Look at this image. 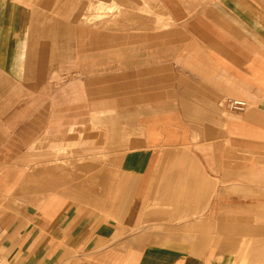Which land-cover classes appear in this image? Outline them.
<instances>
[{
  "label": "crops",
  "instance_id": "1",
  "mask_svg": "<svg viewBox=\"0 0 264 264\" xmlns=\"http://www.w3.org/2000/svg\"><path fill=\"white\" fill-rule=\"evenodd\" d=\"M222 10L216 26L228 39L221 41L215 29L203 30L212 42L199 40L193 51L187 47V54L202 57L181 64L180 80H174L170 70L165 98L157 97L155 81L138 85L140 94L149 95L137 100L139 103L165 102L166 111H172L167 102L181 94L196 96L197 106L188 110L203 109L206 117H212V147L205 142L194 147L158 141L150 131L158 126L152 125L146 128L147 140L136 142V148L121 155L120 167L125 169L120 172L130 176L121 185L119 179H108L100 172L92 180L110 183L106 191L83 184L89 178L69 179L60 187L54 171L52 194L62 188L66 192H59V197H76L74 192L81 191L84 198L100 199L87 206L99 208L91 214L104 213L108 218L85 213L74 215L80 220H68L59 215L61 210L54 203L52 210L33 206L40 214L35 221L30 209L21 211L25 213L22 221L16 222L15 217L5 221L4 208L10 206L0 201V220L10 224L1 233L5 237L0 234V264H224L216 252H210V237L186 231H214L220 223L221 191L214 189L211 195L207 189L211 180L221 177L220 143L215 140L220 135L219 109L216 114L214 103L222 94L232 95L226 97L249 101L264 118V26L259 33L250 25L263 22L264 15L241 14L230 4H224ZM77 34V0H0V163L35 149L39 165L46 148L60 145L62 134L75 135L82 132L78 126L87 125L93 111L87 106L78 111L77 102L88 100L85 88V98H80L77 71L92 69V63L77 61ZM253 53L260 60L253 59ZM106 111V117L115 112ZM104 117L103 111H97L91 120L97 123ZM80 166L93 171L92 164ZM45 170L43 167L42 172ZM40 172V167L35 171L28 165L7 168L0 175V187L22 197L29 187L19 184L21 176L31 180ZM114 182L119 185L111 186ZM39 192L44 196L47 191ZM210 196L211 209L202 200ZM182 198L190 200L186 206ZM67 205L65 213L82 212L69 210L71 203ZM182 215L186 216L181 219Z\"/></svg>",
  "mask_w": 264,
  "mask_h": 264
},
{
  "label": "rangeland",
  "instance_id": "2",
  "mask_svg": "<svg viewBox=\"0 0 264 264\" xmlns=\"http://www.w3.org/2000/svg\"><path fill=\"white\" fill-rule=\"evenodd\" d=\"M224 4H230L241 14L264 15V0H77V61L92 63V69L87 67L77 71V86L82 91L80 98H85V88L88 100L78 101L77 108L80 111L87 106L93 112L87 118V125L78 126L82 132L71 136L62 134L58 147L46 148L41 164L38 165L35 149L0 163V175L5 169L16 166L28 165L35 171L41 168L31 180H24L25 176L19 179L20 185L27 183L29 187L22 197H14L12 189L0 187V201L10 206L4 208L5 221L14 217L16 222L22 221L25 213L21 211L25 209L33 211L31 220L35 221L40 215L33 207L36 204L42 211L44 207L52 210L55 203L61 210L59 215L72 221L80 220L74 217L76 214L84 215L99 209L87 204L100 199L84 198L81 191L74 192L76 197H59V192H66L62 188L56 195L52 194V173H57L56 182L60 187L69 179L89 178L83 184L88 182L89 187L106 191L110 183L93 181L100 172L108 179H119L121 185L123 179L130 177L124 171L120 172L125 169L120 167L123 164L121 155L136 148V142L147 140L146 128L149 126H158L150 130L158 141L183 142L194 147L198 142H205L211 148L214 138L212 117H206L207 112L203 109L188 110L189 106H197L196 96L181 94L167 102L172 111H166L165 102L139 103L137 100L149 95L140 94L138 85L155 81L157 97L165 98L168 92L165 85L172 78H167L171 75L170 70L173 79L180 80L177 73L182 72L181 64L202 57L197 53L187 54V47L193 51L199 40L212 42L211 37H204L203 30L215 29L220 33L221 41L227 40L228 34L217 28L215 21L220 19ZM250 25L261 33L264 21L256 20ZM239 44L243 45V42ZM252 57L260 60L258 53H253ZM226 96L232 95L222 94L220 101L214 103L216 114L219 109L220 135L215 136V140L219 139L220 143L221 177L220 181L211 180L207 187L211 195L214 189L221 191L220 223L214 231L212 228L182 231L210 237V252H216L224 264H264V118L256 114L255 107L247 100L244 110H228L222 102ZM107 109L115 112L106 117ZM97 111H103L105 117L93 123L91 116ZM104 131L106 134L102 136ZM84 163L92 164L93 171L81 169L80 165ZM43 167L49 173L46 170L43 173ZM116 184L119 182L111 186ZM36 188L47 192L43 196ZM202 200L211 209L212 196ZM181 201L186 206L185 202L190 200L182 198ZM69 203V210L82 212L65 213ZM44 215L53 216L51 213ZM89 216L108 218L104 213H90ZM183 216L186 215L181 219ZM9 226L0 220V234L6 227L9 230ZM5 235L1 234V237Z\"/></svg>",
  "mask_w": 264,
  "mask_h": 264
},
{
  "label": "built area",
  "instance_id": "3",
  "mask_svg": "<svg viewBox=\"0 0 264 264\" xmlns=\"http://www.w3.org/2000/svg\"><path fill=\"white\" fill-rule=\"evenodd\" d=\"M225 107L230 111H242L245 109V102L241 99H236L232 97H227L226 99L222 100Z\"/></svg>",
  "mask_w": 264,
  "mask_h": 264
},
{
  "label": "bare ground",
  "instance_id": "4",
  "mask_svg": "<svg viewBox=\"0 0 264 264\" xmlns=\"http://www.w3.org/2000/svg\"><path fill=\"white\" fill-rule=\"evenodd\" d=\"M226 98H227V97H226ZM226 98H225V99H226ZM232 98H236V97H232ZM236 99H241V98H236ZM241 100H243V99H241ZM243 101L245 102V106H246V104H247L246 101H245V100H243Z\"/></svg>",
  "mask_w": 264,
  "mask_h": 264
}]
</instances>
